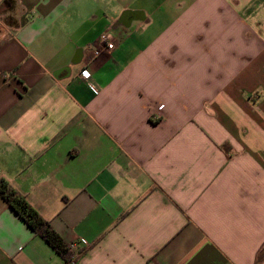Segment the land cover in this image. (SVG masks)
Here are the masks:
<instances>
[{"label": "crops", "instance_id": "obj_1", "mask_svg": "<svg viewBox=\"0 0 264 264\" xmlns=\"http://www.w3.org/2000/svg\"><path fill=\"white\" fill-rule=\"evenodd\" d=\"M0 177L73 264H264V0H0ZM0 264L69 263L0 197Z\"/></svg>", "mask_w": 264, "mask_h": 264}, {"label": "trees", "instance_id": "obj_2", "mask_svg": "<svg viewBox=\"0 0 264 264\" xmlns=\"http://www.w3.org/2000/svg\"><path fill=\"white\" fill-rule=\"evenodd\" d=\"M0 197L15 211L28 227L44 239L57 253L68 260L70 254L66 251L60 236L50 224L32 207L24 195L0 177Z\"/></svg>", "mask_w": 264, "mask_h": 264}, {"label": "built area", "instance_id": "obj_3", "mask_svg": "<svg viewBox=\"0 0 264 264\" xmlns=\"http://www.w3.org/2000/svg\"><path fill=\"white\" fill-rule=\"evenodd\" d=\"M114 44L107 32H104L98 36L93 44L92 55L93 57L99 56L103 52H109L113 48ZM83 78H89V72L86 69L81 71ZM66 251L69 252L70 257L67 260L69 264H73L81 254V247L77 242H68L64 244Z\"/></svg>", "mask_w": 264, "mask_h": 264}]
</instances>
